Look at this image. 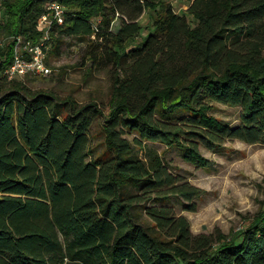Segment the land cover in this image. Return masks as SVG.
<instances>
[{
    "label": "trees",
    "instance_id": "16d2710c",
    "mask_svg": "<svg viewBox=\"0 0 264 264\" xmlns=\"http://www.w3.org/2000/svg\"><path fill=\"white\" fill-rule=\"evenodd\" d=\"M53 2L62 23L47 44L76 38L92 64L110 66L103 110L1 75L16 37L39 41ZM3 5L0 35L11 39L0 48V264H264V211L239 241L193 235L169 203L195 211L202 191L152 146L199 168L209 165L200 146H264V0H190L182 15L167 0ZM144 13L148 33L133 46ZM214 104L240 108L239 124L214 117ZM98 119L103 150L93 154Z\"/></svg>",
    "mask_w": 264,
    "mask_h": 264
},
{
    "label": "rangeland",
    "instance_id": "374dc122",
    "mask_svg": "<svg viewBox=\"0 0 264 264\" xmlns=\"http://www.w3.org/2000/svg\"><path fill=\"white\" fill-rule=\"evenodd\" d=\"M7 0L5 2H10ZM176 14L182 15L190 0H167ZM0 22L7 20L5 6L1 9ZM142 31L140 39L148 33V13L139 20ZM117 27L115 21L112 30ZM7 34L0 35L3 45L10 41ZM138 42V43H137ZM0 46V48L2 47ZM46 63L50 73L46 76L26 75L22 82L31 89L51 91L61 97H70L79 104L96 102L103 110L110 91V66L103 62L91 63L88 49L80 40L64 37L57 44L55 37L49 40ZM210 113L223 123L234 127L239 124L240 108L214 104ZM101 120H96L90 129V147L93 154L103 150ZM131 139V135L125 136ZM161 152L168 170L199 188L202 195L195 200V211H187L182 202L172 199L169 203L176 215L186 218L193 235L221 234L228 239H241L247 226L264 211V146L249 145L238 140L224 141L217 149L200 146L202 156L209 165L195 167L184 162L176 149L152 145Z\"/></svg>",
    "mask_w": 264,
    "mask_h": 264
},
{
    "label": "built area",
    "instance_id": "2783aa9c",
    "mask_svg": "<svg viewBox=\"0 0 264 264\" xmlns=\"http://www.w3.org/2000/svg\"><path fill=\"white\" fill-rule=\"evenodd\" d=\"M7 0H0V20L3 18L1 9ZM62 23V8L53 2L48 7V12L42 15L37 27L42 36L39 41L31 43L22 37H16L13 55L10 63L1 71V75L8 80L23 79L26 75L46 76L50 68L45 63L46 51L48 49L49 29L52 24ZM3 43L0 41V46Z\"/></svg>",
    "mask_w": 264,
    "mask_h": 264
}]
</instances>
